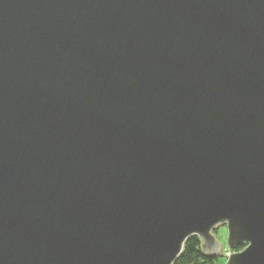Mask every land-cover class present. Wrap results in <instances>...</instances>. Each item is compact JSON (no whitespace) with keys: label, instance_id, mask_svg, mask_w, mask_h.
<instances>
[{"label":"water","instance_id":"obj_1","mask_svg":"<svg viewBox=\"0 0 264 264\" xmlns=\"http://www.w3.org/2000/svg\"><path fill=\"white\" fill-rule=\"evenodd\" d=\"M219 225L264 264V0H0V264H172Z\"/></svg>","mask_w":264,"mask_h":264},{"label":"trees","instance_id":"obj_2","mask_svg":"<svg viewBox=\"0 0 264 264\" xmlns=\"http://www.w3.org/2000/svg\"><path fill=\"white\" fill-rule=\"evenodd\" d=\"M219 227V226H218ZM216 226L213 230L217 231ZM245 243L234 245L231 249L238 252L245 247ZM223 255H205L202 251V239L198 235L188 237L183 245L182 252L172 264H224Z\"/></svg>","mask_w":264,"mask_h":264},{"label":"rangeland","instance_id":"obj_3","mask_svg":"<svg viewBox=\"0 0 264 264\" xmlns=\"http://www.w3.org/2000/svg\"><path fill=\"white\" fill-rule=\"evenodd\" d=\"M218 227V226H217ZM217 235H218V238L220 239L219 243L223 246V248H219V252L214 254L215 256L217 255H223V259L224 260V264H227V261L228 259L230 258V255L231 254H236L238 252H241L243 250H245V248L247 247V245H245V247L242 248V250L238 251V252H235L233 251V249H231L229 247V250L227 251H224V248L226 249V247L228 248V242H227V239H228V229H227V226H223V225H219L218 229H217ZM215 231L212 229V231L210 233H214ZM202 251H204L202 249ZM207 255H213V254H207Z\"/></svg>","mask_w":264,"mask_h":264},{"label":"crops","instance_id":"obj_4","mask_svg":"<svg viewBox=\"0 0 264 264\" xmlns=\"http://www.w3.org/2000/svg\"><path fill=\"white\" fill-rule=\"evenodd\" d=\"M218 231V230H217ZM217 231H215L214 233H211V237L213 238V240L219 245V248H223V246L219 243L220 239L218 238L217 235ZM203 245H204V239H202V249H203ZM219 250V249H218ZM229 250V245L228 248L226 247V249L224 248V251Z\"/></svg>","mask_w":264,"mask_h":264}]
</instances>
